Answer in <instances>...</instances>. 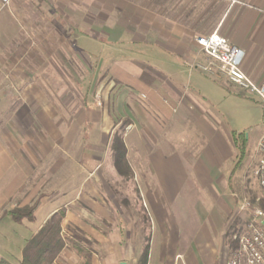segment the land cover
Listing matches in <instances>:
<instances>
[{"label":"crops","instance_id":"crops-1","mask_svg":"<svg viewBox=\"0 0 264 264\" xmlns=\"http://www.w3.org/2000/svg\"><path fill=\"white\" fill-rule=\"evenodd\" d=\"M130 1L143 3L145 8L157 7L155 17L147 12L142 20L150 31L141 40L128 33L117 37L115 29H110L107 39L96 34L91 38L99 46L93 54L94 67L101 70V65L107 66L104 70L110 72L109 78L118 82V87L129 85L114 73L123 72L127 80V74L134 76V69L130 61L122 63L124 69L118 67L116 54L124 60L129 54L140 56L146 105L133 112V100L127 101L126 93L123 100L128 102V114L123 116L132 120L131 132L140 138L146 157L141 162L131 161L135 173L131 182L139 187V210L140 215L148 217L147 230L136 236L130 229L123 230L125 211L115 194L100 191L99 184L106 182L103 177L93 181L81 178L74 192L68 189V181L62 176L58 175L60 179L53 176L55 180L51 176L35 177L36 168L48 160L51 151L47 139L51 146H58L63 136L69 135L66 128L55 123L60 112L39 92L41 87H53L51 73L55 68L50 62L35 68L33 81L20 95L22 105L16 113L18 118L13 120L19 121L15 122L18 128H14L13 135H0V258L11 264H21L28 241L61 209L66 211L63 232L80 233L90 242L92 264H139L147 247V264H204L206 253L202 254L198 248L207 247L215 235H220L224 245V221L235 206L231 179L237 167L234 168V147L229 144L232 136L219 127L220 109L211 100L251 98L190 64L199 56L196 37L217 32L245 51L244 70L256 83H263L264 0ZM102 46H109L107 55L101 53ZM194 109L199 113L207 141L193 153L174 145L177 130L172 129V124L189 119ZM106 122L111 136L116 123ZM150 124L158 127L156 139L147 133L146 126ZM128 149L130 156L129 146ZM86 183H92L87 187L92 192L85 190ZM52 184L57 186L43 189ZM42 193L44 198L33 220L18 223L11 216L2 215L4 211L32 205ZM222 254L219 260L210 254L212 263L227 264V255L221 259ZM82 261L76 252L65 250L53 264Z\"/></svg>","mask_w":264,"mask_h":264},{"label":"rangeland","instance_id":"rangeland-1","mask_svg":"<svg viewBox=\"0 0 264 264\" xmlns=\"http://www.w3.org/2000/svg\"><path fill=\"white\" fill-rule=\"evenodd\" d=\"M142 4L130 0H12L4 5L0 0V135H13L14 128H18L19 121L13 120L18 118L16 113L22 105L20 95L25 86L33 81L35 68H42L51 62L55 68L51 73L53 87H41L39 92L60 112L55 123L60 128H66L69 135L67 138L63 136L58 146H51L47 139L46 145L51 151L48 152V160L36 168L35 177L47 179L51 176L55 180L53 176L57 175L56 179L62 176V179H67V187L73 192L77 190L81 178H91L93 181L103 177L106 182L99 184L100 191L115 194L114 198L125 211V215H122L126 224L122 222L123 230L130 229L135 236L147 230L148 217L144 213L140 215L139 187L119 176L114 169L106 121L120 125L126 118L123 115L128 114L126 103L129 99L133 100L135 113L146 105L147 95L142 91L145 74L140 70V56L137 53L127 55L125 60L117 53L118 67L124 69L122 63L130 61L134 69V76L127 74V80L123 72L114 73L129 85L128 88L118 87L119 83L109 78L110 72L104 70L107 66L101 65V70L94 67L96 59L93 54L98 52L99 46L91 35L107 39L110 29H115L117 37L128 33L134 39L141 40L149 30L145 29L142 20L146 19L147 12L155 17L157 11V7L145 8ZM101 48L105 49V52L101 49V53L107 55L109 46ZM196 52L199 56L191 62V66L205 60L198 47ZM219 79L232 88L227 80ZM126 93L127 101H124ZM247 96L252 99L211 100V104L220 109L219 127L232 136H229V144L234 147V168H237L231 179L235 206L229 210L230 215L224 221V245L221 244L220 235H215L213 240L208 241L207 247L198 248L202 254L206 253L204 264H213L210 259L212 255L214 260H219L221 252V259L227 255L229 260L236 241L234 232L238 225L246 222L247 214L241 211L240 206L244 199L255 202L261 196L254 169L264 122V101ZM202 125L197 109L189 114V119L173 123L172 129L177 130L174 145L190 149L193 153L201 149L207 141L202 134ZM146 128L147 133L156 139L158 127L150 124ZM131 129L130 125L125 132L131 150L130 159L141 162L146 158L142 143ZM59 142L60 139L54 145ZM90 185L92 183H86V191ZM55 186L45 185L43 189L47 191ZM258 204L263 207L261 203ZM146 234L145 242L148 238ZM215 250L219 253H215Z\"/></svg>","mask_w":264,"mask_h":264},{"label":"built area","instance_id":"built-area-1","mask_svg":"<svg viewBox=\"0 0 264 264\" xmlns=\"http://www.w3.org/2000/svg\"><path fill=\"white\" fill-rule=\"evenodd\" d=\"M12 0H3L8 5ZM196 45L205 60L198 61L192 67L208 76L223 78L241 91L264 101V82L256 83L244 70L246 53L232 45L227 38L215 32L199 35ZM257 146L258 160L254 169L261 196L255 202L244 199L240 209L247 214L246 222L238 225L234 232L237 248L233 250L227 264H264V122Z\"/></svg>","mask_w":264,"mask_h":264},{"label":"trees","instance_id":"trees-1","mask_svg":"<svg viewBox=\"0 0 264 264\" xmlns=\"http://www.w3.org/2000/svg\"><path fill=\"white\" fill-rule=\"evenodd\" d=\"M132 123L130 118H124L120 125L116 123L117 128L110 136V149L114 166L119 175L126 181L135 177L125 140V132ZM42 198H44V194L39 195L32 205L16 207L11 211L2 212V215H9L18 223H23L25 220L31 221L34 219V212ZM261 205L264 207V201ZM65 214V209L59 210L28 241L23 249L21 264H53L56 258L65 250L76 252L83 260L81 264H92L93 249L90 242L80 233L67 234L63 232L62 223L65 219ZM236 248L237 242L234 241V249ZM148 255L149 247L144 250L140 264L141 262L147 264ZM0 264L11 263L4 258H0ZM215 264L218 263L216 262Z\"/></svg>","mask_w":264,"mask_h":264},{"label":"water","instance_id":"water-1","mask_svg":"<svg viewBox=\"0 0 264 264\" xmlns=\"http://www.w3.org/2000/svg\"><path fill=\"white\" fill-rule=\"evenodd\" d=\"M123 264H125V263H123Z\"/></svg>","mask_w":264,"mask_h":264}]
</instances>
